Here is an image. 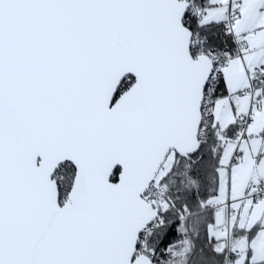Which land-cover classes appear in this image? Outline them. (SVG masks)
Returning <instances> with one entry per match:
<instances>
[{
    "label": "snow or ice",
    "instance_id": "6c2138e0",
    "mask_svg": "<svg viewBox=\"0 0 264 264\" xmlns=\"http://www.w3.org/2000/svg\"><path fill=\"white\" fill-rule=\"evenodd\" d=\"M0 264H264V0H0Z\"/></svg>",
    "mask_w": 264,
    "mask_h": 264
}]
</instances>
